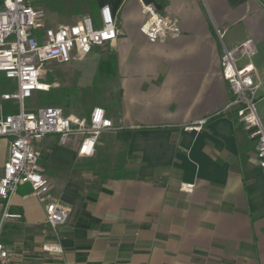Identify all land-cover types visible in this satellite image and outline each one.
<instances>
[{
	"label": "crops",
	"instance_id": "crops-1",
	"mask_svg": "<svg viewBox=\"0 0 264 264\" xmlns=\"http://www.w3.org/2000/svg\"><path fill=\"white\" fill-rule=\"evenodd\" d=\"M95 1L98 12L109 5L117 15L119 37L105 48L116 58L122 97L117 116L109 115L115 130L101 136L96 157L115 147L120 164L90 181L63 175L54 158L43 167L52 196L69 211L59 231L63 256L42 251L56 239L30 186H20L9 207L19 218L6 219L2 232L15 263L264 264V173L256 143L229 107L234 97L215 35L227 28V48L255 41L264 126V0ZM142 5L173 21L180 36L151 43L141 32ZM15 89L0 73V116L17 110L1 98ZM203 119L202 131L185 130ZM9 144L0 138V179ZM186 184L192 193L182 190ZM4 206L0 198V217Z\"/></svg>",
	"mask_w": 264,
	"mask_h": 264
},
{
	"label": "built area",
	"instance_id": "built-area-1",
	"mask_svg": "<svg viewBox=\"0 0 264 264\" xmlns=\"http://www.w3.org/2000/svg\"><path fill=\"white\" fill-rule=\"evenodd\" d=\"M142 13L146 20L141 32L151 43H165L180 36L179 27L154 8L142 5ZM44 21V11L30 0H0V73L16 83V89L1 98L17 107L15 112L0 116V138L10 142L0 179V198L5 204L0 217V264H16L1 236L5 220L19 218L9 213V207L22 185H29L33 196L44 207L46 222L56 239L46 242L42 251L56 256L65 253L59 242V231L67 224L69 211L52 196L50 181L40 163L38 145L49 137H57L58 145L65 147L76 137L77 157L90 159L96 155L101 136L115 130L114 121L103 107L77 115L54 106L27 109L26 102L36 93L49 90L50 86L44 81L48 65H70L97 53L101 46L117 41L116 13L109 5H104L98 17H85L74 24L46 28ZM226 33L227 28H215L222 51V74L234 97L229 107L235 108L238 123L256 143L258 166L264 173V126L257 108L260 85L255 81L251 62L258 53L257 45L248 38L227 48ZM245 60L248 63L243 64ZM207 122L208 119L200 120L185 130L200 132ZM181 188L192 193L195 186L186 184Z\"/></svg>",
	"mask_w": 264,
	"mask_h": 264
},
{
	"label": "rangeland",
	"instance_id": "rangeland-1",
	"mask_svg": "<svg viewBox=\"0 0 264 264\" xmlns=\"http://www.w3.org/2000/svg\"><path fill=\"white\" fill-rule=\"evenodd\" d=\"M32 4L45 13L44 27L56 28L74 24L85 18L98 17L97 3L95 0H30ZM101 46V55H91L83 60L73 62L70 65L60 66L50 64L47 67L45 79L49 80L52 76L55 83L54 88L72 90L73 102L69 108L58 106L53 100L51 103L50 95L46 92H39L31 100L26 102L27 109H37L41 107L54 106L63 108L67 113L85 115L95 107H103L110 116H117L118 109L121 107V91L119 81L112 76H105L99 72V65L103 59H106L110 52ZM50 75V76H49ZM86 91V92H85ZM258 112L260 109L258 108ZM103 138V137H102ZM101 138V139H102ZM52 140L46 143V147L41 149V165L50 168L53 158L57 161V166L63 175L69 178L79 175L82 179L90 181L95 176L103 174L112 175L115 168L120 164V155L115 147L112 150H102L98 160L97 153L90 159L75 160V153L71 145H75L76 137L70 140L69 145L63 147L58 145L57 137H49ZM108 148V147H107ZM109 149V148H108ZM122 158V157H121ZM3 243V234L1 236ZM45 244V243H44ZM9 249V248H8Z\"/></svg>",
	"mask_w": 264,
	"mask_h": 264
},
{
	"label": "trees",
	"instance_id": "trees-1",
	"mask_svg": "<svg viewBox=\"0 0 264 264\" xmlns=\"http://www.w3.org/2000/svg\"><path fill=\"white\" fill-rule=\"evenodd\" d=\"M99 72L102 75L112 76L116 78L117 77L116 58L114 56H109L106 59H103L99 65ZM44 81L48 84L50 83L51 85V89L47 92L50 95L51 103L53 100H56L55 103H57L58 106H63L65 108H69L72 105L73 102L72 96L74 94L72 90H67L63 88L62 89L54 88L52 85L55 83V79L52 76L49 77V80H46L44 78ZM74 159L78 160L79 158L77 157V155H75Z\"/></svg>",
	"mask_w": 264,
	"mask_h": 264
}]
</instances>
